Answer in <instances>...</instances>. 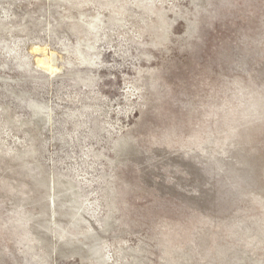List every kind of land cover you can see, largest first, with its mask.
Returning <instances> with one entry per match:
<instances>
[{
	"label": "rangeland",
	"instance_id": "rangeland-1",
	"mask_svg": "<svg viewBox=\"0 0 264 264\" xmlns=\"http://www.w3.org/2000/svg\"><path fill=\"white\" fill-rule=\"evenodd\" d=\"M0 264H264V0H0Z\"/></svg>",
	"mask_w": 264,
	"mask_h": 264
},
{
	"label": "bare ground",
	"instance_id": "bare-ground-1",
	"mask_svg": "<svg viewBox=\"0 0 264 264\" xmlns=\"http://www.w3.org/2000/svg\"><path fill=\"white\" fill-rule=\"evenodd\" d=\"M51 62H52V58L48 59L47 57H44L40 60V63L53 73L55 71V68Z\"/></svg>",
	"mask_w": 264,
	"mask_h": 264
}]
</instances>
